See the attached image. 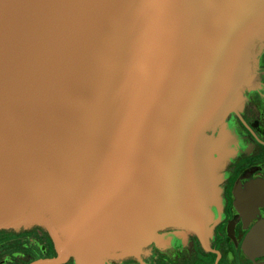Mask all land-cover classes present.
Returning a JSON list of instances; mask_svg holds the SVG:
<instances>
[{
	"label": "water",
	"instance_id": "water-1",
	"mask_svg": "<svg viewBox=\"0 0 264 264\" xmlns=\"http://www.w3.org/2000/svg\"><path fill=\"white\" fill-rule=\"evenodd\" d=\"M259 45L264 0H0V229L100 264L198 227Z\"/></svg>",
	"mask_w": 264,
	"mask_h": 264
},
{
	"label": "flooded vegetation",
	"instance_id": "flooded-vegetation-1",
	"mask_svg": "<svg viewBox=\"0 0 264 264\" xmlns=\"http://www.w3.org/2000/svg\"><path fill=\"white\" fill-rule=\"evenodd\" d=\"M214 135L213 158L220 164L208 216L198 227H158L140 248L109 251L100 264H264V45L250 86L231 94ZM56 256L39 226L0 229V264H75L71 258L53 262Z\"/></svg>",
	"mask_w": 264,
	"mask_h": 264
}]
</instances>
